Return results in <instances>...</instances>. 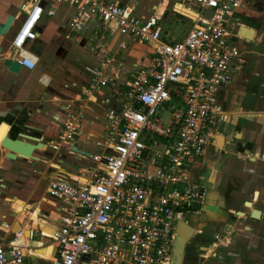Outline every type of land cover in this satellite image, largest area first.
I'll use <instances>...</instances> for the list:
<instances>
[{
  "label": "built area",
  "instance_id": "2783aa9c",
  "mask_svg": "<svg viewBox=\"0 0 264 264\" xmlns=\"http://www.w3.org/2000/svg\"><path fill=\"white\" fill-rule=\"evenodd\" d=\"M244 1L174 0L175 10L181 12L176 8L181 5L195 15L181 12L193 21L179 39L164 26L162 15H140L134 3H22L9 58L23 69L37 66L38 56L30 49L37 25L45 10L53 16L63 2L72 9L67 37L83 35L91 54L100 57L89 68L85 99L115 81L111 65L126 44L121 41L103 54L109 38L119 34L147 44L152 55L149 65L136 68L124 82L120 106L108 110L106 132L90 156L93 164L72 181H49L59 225L49 231L22 223L11 238L0 240V264L171 263L180 215L203 204L205 190L192 181L190 169L215 141L216 120L224 117L218 94L241 61L238 41L244 38L234 16ZM79 106L62 120L54 149L71 146L79 135L84 118ZM164 111L170 114L167 122ZM45 248L51 259L38 253Z\"/></svg>",
  "mask_w": 264,
  "mask_h": 264
},
{
  "label": "crops",
  "instance_id": "0c3cea01",
  "mask_svg": "<svg viewBox=\"0 0 264 264\" xmlns=\"http://www.w3.org/2000/svg\"><path fill=\"white\" fill-rule=\"evenodd\" d=\"M5 2L8 3L9 0ZM242 6L234 17L239 23L249 26L253 10L259 8L255 0H245ZM7 7L3 5L0 11V25L12 14ZM63 7L71 8L66 4ZM152 9V12L157 11L162 15L163 24L169 17L185 16L174 9V0H160L152 5ZM70 12L72 14V9ZM19 14L20 11L18 14L13 13L11 27L5 35H0L4 57H7L6 43L9 42L10 46L14 37L13 34L8 40L9 31L16 23L19 25ZM57 14L60 18L67 15L66 11L60 10V3H57L53 16H48L45 10L37 25L38 37L30 43L31 50L41 35L39 27L50 28L49 18ZM51 26L57 27L62 35L61 21L57 25L52 22ZM167 27L174 36L172 27ZM255 31L256 37L258 31ZM67 32L68 25L65 37L71 38L78 46H88L83 35L67 37ZM121 41L126 46L111 65L115 81L98 89L90 99H85L84 94L91 75L74 80L69 75L74 68L68 70L66 67L67 51L59 50V46L51 52L44 49L40 54L32 50L39 59L32 70L22 68L19 73L14 74L0 62V128L8 130L6 135L13 137H18V133L23 131L39 137L42 143L49 146L48 150L41 151V159L37 165H32L29 160L11 161L0 149V189H3L0 218L4 219L0 240L4 235L11 238L17 230L14 229L17 223L20 228L23 223L49 231L59 225L60 216L55 212L58 200L48 195L49 181H72L83 173L82 168L93 164L90 156L98 151L96 142L106 132L108 110L120 106L119 90L136 68L150 64V46L145 44L149 51L147 57L135 56L130 51L131 43H144L119 34L107 40L103 54L113 51ZM258 43L252 45L245 38L238 41L242 51L241 61L231 83L218 94V102L224 114L215 124L216 129L214 126L218 139L210 143L204 155L191 166L192 181L205 190V195L202 209L184 211L180 215L184 219L185 214L195 213V216L185 220L192 225H199L186 247L183 264H264L263 37ZM93 58L95 63L86 65L87 71L100 61V57L93 55ZM64 74L70 76L71 82L66 79L62 85L59 78ZM78 106L84 116L79 135L71 146L54 149L52 144L61 134L62 120ZM219 135H222V139ZM247 201L250 202L249 205L246 204ZM254 208L261 211L259 219L251 216ZM36 210L37 213L34 212ZM238 211H243V215H238ZM38 253L48 258L50 249Z\"/></svg>",
  "mask_w": 264,
  "mask_h": 264
},
{
  "label": "rangeland",
  "instance_id": "374dc122",
  "mask_svg": "<svg viewBox=\"0 0 264 264\" xmlns=\"http://www.w3.org/2000/svg\"><path fill=\"white\" fill-rule=\"evenodd\" d=\"M24 1L25 0H9V2L6 3L5 0H0V11L3 5H5L6 7L8 5L7 9L9 13L18 14L20 11V6L22 5ZM119 1L120 2L127 1L129 3H134V4H136V2L138 1V4H136L137 6L136 12L141 13L142 15H146L153 11L152 5L158 3L160 0H119ZM58 3H60V10L63 12L66 11L67 15L60 18L58 17V14H57L56 16L49 18L50 28L45 29L44 27L40 26L38 31L41 32V35L39 39L32 46V50L35 53L40 54V52L43 51L44 49H49V51L51 52L57 46H59V50L64 49V51L65 50L67 51V57H66V62L68 63V64L66 63L67 69L70 70L74 68V71L73 72L71 71V74L69 75L71 77H74V80H78L81 77L82 78L84 77L85 79V77L87 78L90 75L89 70L87 71L86 65H92V63H95V60L93 58V55H91V51L87 45L85 47L78 46L76 45V42L71 40V38L67 39L65 37V33L67 31L68 20L71 14L70 12L71 8L64 9L63 2L62 4L61 2H58ZM255 4L259 9L253 10L254 12L250 16L251 19H250L249 27H252L255 30H257L258 35H256L254 41L251 42L252 45L259 44L258 42L261 37H263L264 39V0H255ZM59 21L62 22V26H63L62 35H61V31H59L57 27L51 26L52 22L57 25ZM192 21L193 20L189 17L175 15L173 17H169L167 21H164V24H165L164 26L166 28H168L167 26L169 27L171 26L174 36L179 39L185 36V33L188 31L187 29H189L192 25ZM17 25L18 24L16 23L10 29L9 34H8V40L13 36L14 31L17 28ZM56 35L57 37L55 38ZM131 45L132 47L130 51L134 53L135 56L140 57L141 55H146L147 57V55H149L147 45L139 44L135 42H132ZM5 48H6L5 56L7 57L11 56L12 54L10 51L9 42L6 43ZM82 73H84V76H81ZM70 76H65V74L61 75L59 78V82L64 83L66 79H70ZM69 82H71V79L69 80ZM162 116H163V120L167 122V120L170 117V114L168 111H164ZM34 212L37 213V210ZM190 216H195V213L185 214L184 219ZM3 220H4L3 218L2 219L0 218V224Z\"/></svg>",
  "mask_w": 264,
  "mask_h": 264
},
{
  "label": "water",
  "instance_id": "95a60500",
  "mask_svg": "<svg viewBox=\"0 0 264 264\" xmlns=\"http://www.w3.org/2000/svg\"><path fill=\"white\" fill-rule=\"evenodd\" d=\"M13 20L14 15L10 14L6 21L0 25V35H5L7 33L12 25ZM255 32L256 31L254 28L249 27L244 23H241L237 29L238 35L250 42L254 41ZM1 61L8 69V71L14 74L19 73L22 69V66L18 61L9 57H4V54L2 53V46L0 45V62ZM46 147L47 145L45 143H42L39 137L30 135L23 131H20L18 133V137H13L7 134L0 142V149H2L6 153L7 159L11 161L30 159L40 160V158L37 157L34 153L37 151H44ZM246 204L249 205L250 202L247 201ZM194 208L196 210H200L202 209V205L200 203H196L194 205ZM243 213V211H238V215H243ZM260 215L261 211L259 209L254 208L252 210L251 216L253 218L259 219ZM16 226L20 228L18 223L16 224ZM16 226L14 227V229H18ZM198 228V224L192 225L185 219L181 218L177 221L175 228L176 237L172 248V257L170 264H183L186 247ZM33 244L36 245L37 242L35 241Z\"/></svg>",
  "mask_w": 264,
  "mask_h": 264
},
{
  "label": "flooded vegetation",
  "instance_id": "af4514ba",
  "mask_svg": "<svg viewBox=\"0 0 264 264\" xmlns=\"http://www.w3.org/2000/svg\"><path fill=\"white\" fill-rule=\"evenodd\" d=\"M136 4H138V1L136 2ZM136 7H137V6H136ZM221 110H222V107H221ZM219 119H220V118H218V119L216 120V123H215V124H217V122H219ZM215 129H216V125H215ZM0 130L3 131L5 135H6L7 131H8V130H7V131H4V128H3V127H1ZM214 134H215V140L218 139V138H217V132H214ZM219 136H220L219 138L222 139V135H219ZM48 149H49V146L47 145L46 150H48ZM40 153H41L40 151H37V152H35L34 154H35L37 157H39V158L41 159V154H40ZM29 161H30V163H31L32 165H37V164L40 162V160H35V159H30ZM48 181H49V179H48ZM2 190H3V189H0V199H3V194H2V192H1ZM34 210H35V209H34ZM0 215H1V214H0ZM6 218H8V216H6L5 219H6ZM2 222H3V221H2ZM2 222H1V224H0V231H1V229H2V228H1ZM210 255H211V256H214V255H212V253H210Z\"/></svg>",
  "mask_w": 264,
  "mask_h": 264
},
{
  "label": "bare ground",
  "instance_id": "6f19581e",
  "mask_svg": "<svg viewBox=\"0 0 264 264\" xmlns=\"http://www.w3.org/2000/svg\"><path fill=\"white\" fill-rule=\"evenodd\" d=\"M177 9H179V10H181V12H184V13H186V14H189V15H191V16H195L194 15V13L192 12V11H189V10H186V9H184L181 5H178L177 7H176ZM6 127V126H5ZM6 135L4 134V132L3 131H1L0 130V142L3 140V138L5 137ZM45 249H48V248H45ZM45 249H43V250H45ZM42 250H38V252H41ZM42 256V255H41ZM42 257H45V256H42ZM46 258H47V256H46ZM52 258V256L50 255V254H48V258L47 259H51Z\"/></svg>",
  "mask_w": 264,
  "mask_h": 264
}]
</instances>
